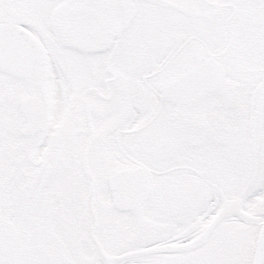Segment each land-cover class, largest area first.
Instances as JSON below:
<instances>
[{
  "label": "snow or ice",
  "instance_id": "obj_1",
  "mask_svg": "<svg viewBox=\"0 0 264 264\" xmlns=\"http://www.w3.org/2000/svg\"><path fill=\"white\" fill-rule=\"evenodd\" d=\"M0 264H264V0H0Z\"/></svg>",
  "mask_w": 264,
  "mask_h": 264
}]
</instances>
